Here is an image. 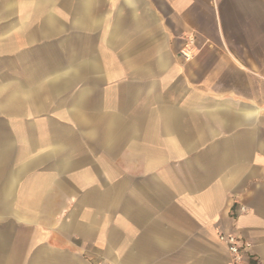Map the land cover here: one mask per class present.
I'll list each match as a JSON object with an SVG mask.
<instances>
[{"label": "crops", "instance_id": "crops-1", "mask_svg": "<svg viewBox=\"0 0 264 264\" xmlns=\"http://www.w3.org/2000/svg\"><path fill=\"white\" fill-rule=\"evenodd\" d=\"M219 234L264 264V0H0V264H228Z\"/></svg>", "mask_w": 264, "mask_h": 264}, {"label": "built area", "instance_id": "built-area-1", "mask_svg": "<svg viewBox=\"0 0 264 264\" xmlns=\"http://www.w3.org/2000/svg\"><path fill=\"white\" fill-rule=\"evenodd\" d=\"M211 5L216 6L218 0H207ZM242 211H244L242 209ZM218 240L225 245L226 251L229 255L228 264H242L243 256L249 250L251 244L249 242L241 241L233 235L219 234Z\"/></svg>", "mask_w": 264, "mask_h": 264}]
</instances>
